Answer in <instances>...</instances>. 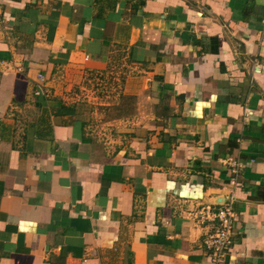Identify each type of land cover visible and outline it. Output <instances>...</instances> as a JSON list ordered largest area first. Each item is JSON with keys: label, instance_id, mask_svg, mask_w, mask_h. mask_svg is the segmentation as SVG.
Wrapping results in <instances>:
<instances>
[{"label": "crops", "instance_id": "0c3cea01", "mask_svg": "<svg viewBox=\"0 0 264 264\" xmlns=\"http://www.w3.org/2000/svg\"><path fill=\"white\" fill-rule=\"evenodd\" d=\"M0 264H264V0H0Z\"/></svg>", "mask_w": 264, "mask_h": 264}, {"label": "built area", "instance_id": "2783aa9c", "mask_svg": "<svg viewBox=\"0 0 264 264\" xmlns=\"http://www.w3.org/2000/svg\"><path fill=\"white\" fill-rule=\"evenodd\" d=\"M114 73V70L109 72L107 81H105V77L103 78L102 74L96 77L95 82L91 79L93 87L83 88L84 92L82 93H84V97L88 96V92L95 93V98L101 94H108V91L111 89L110 84H113V81H120L119 76L121 73L117 72L118 75H113ZM194 215L197 224H210L212 226L211 230L204 237V247L217 263H222L236 238L234 229L235 214L232 203H225L217 208L211 205H203L195 210Z\"/></svg>", "mask_w": 264, "mask_h": 264}, {"label": "rangeland", "instance_id": "374dc122", "mask_svg": "<svg viewBox=\"0 0 264 264\" xmlns=\"http://www.w3.org/2000/svg\"><path fill=\"white\" fill-rule=\"evenodd\" d=\"M60 78L63 79L64 77L60 76ZM83 86H85V87H90V86H86V85H83ZM82 88H83V87H82ZM77 91L80 92V94L82 93L81 90H80V88H79V90L77 89ZM83 92H84V90H83ZM80 94H79V95H80ZM93 100H94V99H93ZM95 105H96V104H95ZM97 119H99V118H97ZM101 119L104 120L103 118H101ZM93 125H94V128H95V127H96V129L99 128L98 132H99L101 135H103V133L106 132L105 128L102 126V125H105V123H104L103 121H101V120H98V121H97V120L95 119ZM95 125H96V126H95Z\"/></svg>", "mask_w": 264, "mask_h": 264}]
</instances>
